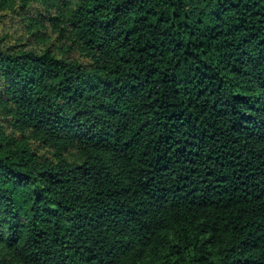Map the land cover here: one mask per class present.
<instances>
[{"label": "trees", "instance_id": "trees-1", "mask_svg": "<svg viewBox=\"0 0 264 264\" xmlns=\"http://www.w3.org/2000/svg\"><path fill=\"white\" fill-rule=\"evenodd\" d=\"M0 264H264V0H0Z\"/></svg>", "mask_w": 264, "mask_h": 264}]
</instances>
